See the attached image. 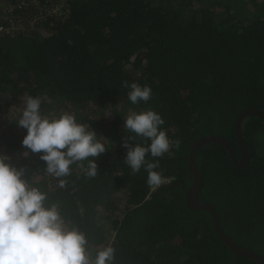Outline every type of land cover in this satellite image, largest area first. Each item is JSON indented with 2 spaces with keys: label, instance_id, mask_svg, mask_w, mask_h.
<instances>
[{
  "label": "trees",
  "instance_id": "trees-1",
  "mask_svg": "<svg viewBox=\"0 0 264 264\" xmlns=\"http://www.w3.org/2000/svg\"><path fill=\"white\" fill-rule=\"evenodd\" d=\"M12 23L26 28L0 32V155L60 205L93 256L111 245L114 264H258L231 251L210 213L187 207L186 192L193 143L218 134L236 148L237 114L264 111V0H0V26ZM124 82L149 86L151 99L132 104ZM28 96L42 98L43 116L72 114L97 133L106 151L91 158L96 177L73 164L60 187L41 153L22 146L26 129L17 123ZM149 109L172 144L147 157L159 160L165 182L157 188L144 168L126 164L123 146L128 136L148 143L124 119ZM243 137V168L220 144L195 151L198 201L215 207L236 243L264 255V120L249 116Z\"/></svg>",
  "mask_w": 264,
  "mask_h": 264
},
{
  "label": "clouds",
  "instance_id": "clouds-1",
  "mask_svg": "<svg viewBox=\"0 0 264 264\" xmlns=\"http://www.w3.org/2000/svg\"><path fill=\"white\" fill-rule=\"evenodd\" d=\"M124 87L130 89L128 99L132 104L151 99L152 89L147 85L124 82ZM41 104V97L28 96L24 101L17 123L26 129L22 146L32 153H41L45 172L57 178L60 187L66 186L67 181L62 178L70 175L73 164H78L87 177H96L98 166L91 158L106 151L97 140V133L78 123L72 114H61L55 119L43 116ZM163 124L161 115L151 109L131 112L124 119L128 132L148 142L129 143L135 137H126L125 162L133 172L144 168L147 183L153 188L165 179L156 170L159 160L147 157H161L172 146L162 130ZM175 146L179 147V141ZM10 159L0 155V264H114L115 248L109 245L93 256L85 233L75 225L67 227L60 205L46 203L47 193L25 179L24 169L11 164Z\"/></svg>",
  "mask_w": 264,
  "mask_h": 264
},
{
  "label": "water",
  "instance_id": "water-1",
  "mask_svg": "<svg viewBox=\"0 0 264 264\" xmlns=\"http://www.w3.org/2000/svg\"><path fill=\"white\" fill-rule=\"evenodd\" d=\"M249 116H257L264 120V111L258 108L250 107L241 110L237 114L234 121L236 148L226 137L218 134L202 136L190 147L188 165L192 174L193 183L186 192V204L188 208L202 209L210 213L215 232L231 251L239 256L249 258L258 264H264V255L239 245L223 230L220 224L219 215L211 203L198 201V196L202 186V175L194 160L195 151L204 144L217 143L222 145L227 150L229 158L234 166L239 168L246 167L249 163V153L244 142L243 129L245 121Z\"/></svg>",
  "mask_w": 264,
  "mask_h": 264
},
{
  "label": "rangeland",
  "instance_id": "rangeland-1",
  "mask_svg": "<svg viewBox=\"0 0 264 264\" xmlns=\"http://www.w3.org/2000/svg\"><path fill=\"white\" fill-rule=\"evenodd\" d=\"M5 19H7V16L5 15L4 16ZM26 28V25L25 24H15V23H12L11 26L8 28L9 31H12V30H23Z\"/></svg>",
  "mask_w": 264,
  "mask_h": 264
},
{
  "label": "built area",
  "instance_id": "built-area-1",
  "mask_svg": "<svg viewBox=\"0 0 264 264\" xmlns=\"http://www.w3.org/2000/svg\"><path fill=\"white\" fill-rule=\"evenodd\" d=\"M2 30L9 31L8 29H6V28H3V26H0V32H2Z\"/></svg>",
  "mask_w": 264,
  "mask_h": 264
}]
</instances>
